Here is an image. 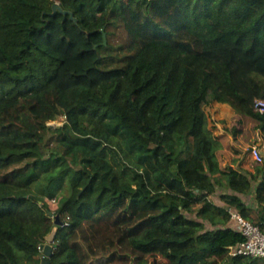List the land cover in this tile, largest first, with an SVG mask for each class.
Segmentation results:
<instances>
[{"label":"trees","instance_id":"obj_1","mask_svg":"<svg viewBox=\"0 0 264 264\" xmlns=\"http://www.w3.org/2000/svg\"><path fill=\"white\" fill-rule=\"evenodd\" d=\"M256 99L264 0H0V264H42L47 199L51 264H264L229 255L264 163L224 171L205 112Z\"/></svg>","mask_w":264,"mask_h":264},{"label":"rangeland","instance_id":"obj_2","mask_svg":"<svg viewBox=\"0 0 264 264\" xmlns=\"http://www.w3.org/2000/svg\"><path fill=\"white\" fill-rule=\"evenodd\" d=\"M205 112L208 128L218 142L217 158L221 168L226 171L233 166L243 171L255 172L259 164L253 159L251 148L257 146L264 154V130L258 127V122L241 115L228 104L214 102L206 107ZM63 121V118L59 117L50 123L59 125L63 124ZM220 190L218 189L213 199L220 198ZM246 200L250 202L251 198L247 196ZM47 201L51 210L55 211L57 202L49 199ZM154 260L153 256L149 258L150 262Z\"/></svg>","mask_w":264,"mask_h":264},{"label":"built area","instance_id":"obj_3","mask_svg":"<svg viewBox=\"0 0 264 264\" xmlns=\"http://www.w3.org/2000/svg\"><path fill=\"white\" fill-rule=\"evenodd\" d=\"M256 110L264 112V100L256 99ZM251 155L257 163L263 162V155L257 146L251 148ZM231 224L244 236V240L233 245L229 249L230 256L264 257V231L257 224L245 219L238 212L231 211ZM43 249V247L41 246Z\"/></svg>","mask_w":264,"mask_h":264},{"label":"water","instance_id":"obj_4","mask_svg":"<svg viewBox=\"0 0 264 264\" xmlns=\"http://www.w3.org/2000/svg\"><path fill=\"white\" fill-rule=\"evenodd\" d=\"M57 11H60L61 13L67 15L68 13L71 14L72 18H74V15L72 12L67 11L62 8L59 2H55L53 4V13H56ZM77 21V19L75 18ZM51 217H55V227L52 230V232L47 236V242L44 244V249H43V258H42V264H51L50 262V256L52 255L53 251V245L52 243L54 242L56 233L58 232V227L63 224V221L60 219L59 214H54V211L50 210L49 211Z\"/></svg>","mask_w":264,"mask_h":264},{"label":"crops","instance_id":"obj_5","mask_svg":"<svg viewBox=\"0 0 264 264\" xmlns=\"http://www.w3.org/2000/svg\"><path fill=\"white\" fill-rule=\"evenodd\" d=\"M251 206H254V203L251 202Z\"/></svg>","mask_w":264,"mask_h":264}]
</instances>
